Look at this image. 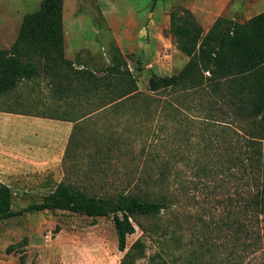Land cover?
<instances>
[{
    "label": "trees",
    "instance_id": "obj_1",
    "mask_svg": "<svg viewBox=\"0 0 264 264\" xmlns=\"http://www.w3.org/2000/svg\"><path fill=\"white\" fill-rule=\"evenodd\" d=\"M63 11L64 0H42L38 10L25 14L13 45L9 49L0 48V97L14 91L23 80L39 74L41 63L43 71L53 77L58 76L54 70L59 65L72 67V62L65 58ZM168 31L176 47L189 59L176 74H152L149 92L139 90L137 78L118 47L113 48V64L104 68L101 76L86 69L64 74L70 84L77 79L76 85L68 86L74 96L70 106L78 105L77 100L87 94L89 102L95 91L102 100L97 109L113 105L114 111L131 107L140 110V115H159L162 124L156 132L168 139L167 144L163 142L149 149L144 146L140 151L132 144V149L123 151L117 138L119 134L113 131V140L93 145L92 159L96 166L113 158L112 192L61 181L41 201L14 210V191L0 181V221L45 210H66L94 218L112 215L118 248L125 251L121 264H137L146 255L142 238L127 250L128 235L136 231L134 221L146 236L158 237L161 251L151 256L147 264H214L209 259L207 262L201 251L199 256L194 255L193 249L184 248L178 257L174 256L183 247L173 246H184L181 231L185 228L176 215L179 194L175 188L178 182L175 164L178 155L185 153L178 141L180 114L189 112L195 113L197 123L203 125V135L213 133L218 137L217 142L210 137L205 144L212 157L200 171L213 176L220 166H226V171L237 166L241 172L238 176L232 175L247 187L245 195L239 193L230 200L229 204L234 207L229 210L228 220L217 222L216 228L207 225L209 234L204 238L211 241L215 232L229 233L232 248L225 253L221 264H230L239 247L247 249L248 239L254 234L249 228L250 221L253 216L264 215V11L243 22L219 16L205 33L191 9L176 6L170 12ZM69 113H73L72 109ZM87 115L72 117L70 114L74 126L64 158L78 156L84 131L80 122ZM216 124L236 125L239 137L228 139L231 134L225 127L216 129ZM166 129L167 135L163 133ZM219 132L225 137L220 138ZM188 140L191 142V138ZM124 154L131 159L123 160ZM119 169L122 177L114 175ZM139 217L153 221L146 226ZM167 256L172 258L169 260Z\"/></svg>",
    "mask_w": 264,
    "mask_h": 264
},
{
    "label": "rangeland",
    "instance_id": "obj_2",
    "mask_svg": "<svg viewBox=\"0 0 264 264\" xmlns=\"http://www.w3.org/2000/svg\"><path fill=\"white\" fill-rule=\"evenodd\" d=\"M117 1L118 3L119 1L126 2V6L128 5L131 9L135 7V4L137 5L138 1L143 2L144 0ZM188 1L201 4L203 0H165L167 5L165 13L170 14L176 6L188 8ZM212 1L218 7L226 5L224 1L228 2V12L223 16L238 22H243L264 11V0ZM41 2L42 0H0V48L9 49L13 45L18 37L25 14L38 10ZM97 2L100 5H97ZM104 3L105 0H65L67 54L70 59L79 62H88L90 58H97L99 62H108L109 59L112 61V55L108 58L109 50L105 45L108 36L101 26L100 20L97 19L98 8H103ZM170 3H172L171 8ZM85 4H91L89 10L84 6ZM198 21L207 33L212 24L204 23L202 19H198ZM99 31L101 35L98 33ZM164 38L172 39L168 28ZM165 48H168V51L159 52L160 50L155 48V50L143 52V55L135 52L126 55L133 62H138V67L134 66L132 62L129 66L137 78L140 91L149 92L148 81L152 74L159 76L176 74L186 64L185 59L188 56L182 53L174 42L172 46L163 45V49ZM169 54V57L165 56ZM160 59L161 61L168 60V63L163 64V62H159ZM107 66V63H103L100 72L96 74L101 76L103 69ZM67 71L68 69H66ZM42 73L48 74L43 70ZM57 74L60 75V73ZM73 76L76 77V75ZM13 92L9 96L0 97V107L12 110L26 107L44 110L43 107L38 108L31 105L32 102L27 95L26 99V97H19ZM31 95L36 99L40 98L35 89ZM71 95L68 96L67 101L64 100L61 103L62 108H57V110L63 111V114L57 115L69 118L70 114L72 117H77L82 113L88 114L80 122L84 131L82 133L83 145L77 149L78 156L74 158L73 155H68L64 158L63 171L59 174L58 180L51 179V181L47 178V173H42L13 182L12 208L14 210H20L31 203L41 201L61 181L73 182L82 188L90 185L87 187L88 189L93 187L91 189L112 192L113 158H107L104 162L101 160L103 164L99 167V165H95L92 157H94L93 150L95 149L93 145L113 140V131L118 132L117 138L120 140L123 151L132 149V144L140 151L144 146L149 149L168 140L164 138L165 136H161V133L156 132L162 124L159 115L152 116L150 113L140 115L138 114L140 110L131 107L115 110L117 111L115 112L113 105L97 109L96 106L102 100L96 96L95 91L89 102L86 98L90 95L87 94L77 100L78 105L70 106L74 101V96ZM17 99L26 107L21 105ZM56 104L57 106L54 105V107L61 106ZM45 108L47 109V107ZM70 109L73 113H69ZM93 111L95 113H92ZM166 118L169 120L168 117ZM180 119H182V125L180 124L178 141L184 147L182 150H185V153L178 155L175 164L178 179L175 188H178L176 193L179 194L176 215L185 229L181 231L184 246L180 244L173 246L183 247L180 251H175L174 256L178 257L184 248L193 249L196 256H199V251L203 252L207 262L209 259L211 263L221 264L225 253L232 248L229 233L227 231L220 234L215 232L213 240L208 241L207 238H204V235L209 234L206 231L207 225H214L213 227L216 228L217 222L222 223L228 220L229 210L234 207L229 204L230 200L238 197L239 193L245 195L247 187H245L244 181L235 177L238 176L239 171L241 172L237 166L233 167L232 171H226V166H220L213 176L200 171L202 165L209 162L212 157L211 150L205 144L209 143L210 137H214V141L217 142L218 137L213 133L203 135V125L197 123L195 113L183 112L180 114ZM170 124L177 125L179 123L170 122ZM188 126L190 128H187ZM215 127L218 130H224L225 127V130L231 134L228 139L239 137L236 133V125L228 127L216 124ZM167 132H169L167 129L163 131L166 135ZM184 132L187 134L185 135ZM219 134L222 135L220 138L225 137V134L220 132ZM188 137L191 138V142ZM165 143L167 144V142ZM0 149L3 150L1 153L6 156L12 147L3 144ZM219 150L218 148L217 151L220 152L221 150ZM91 153L92 155H90ZM163 155L169 157V154L163 153ZM130 159L131 156L128 154L123 155V160L129 161ZM0 175H4V173L0 171ZM114 175L122 177L123 172L119 169L114 172ZM139 220L146 226H149V223L153 221L144 217H139ZM188 221L189 226L187 225ZM134 224L136 231L128 235L127 250L136 240L142 238L146 244V255L139 259L137 264H147L151 256L161 251L157 242L158 237L146 236L142 227L135 221ZM249 228H252L254 233L248 239L250 245L247 246V249L239 247L240 249H237L230 264H264V215L253 216ZM190 240L191 244H188ZM124 254L125 251L118 248V237L112 215L94 218L66 210H45L25 212L21 216L0 221V264H121ZM171 258V256H167V259Z\"/></svg>",
    "mask_w": 264,
    "mask_h": 264
},
{
    "label": "crops",
    "instance_id": "obj_3",
    "mask_svg": "<svg viewBox=\"0 0 264 264\" xmlns=\"http://www.w3.org/2000/svg\"><path fill=\"white\" fill-rule=\"evenodd\" d=\"M198 3L188 1L187 7L195 13L198 19H202L204 23L208 22L209 25H213L217 17L223 16L229 9L226 1H224L226 5L221 7L216 6L212 0H203L201 4ZM126 4L120 1L118 3L117 0H105L104 7L98 8L97 19L100 20L108 36L105 42L109 50L108 58L112 55V61L109 59L108 62H99L97 58H90L88 62H79L68 57L65 12L63 11L65 58L72 62V67L66 68L62 64L59 65L54 71L60 75L53 77L52 74L42 73L44 64L41 63L40 73L31 79L23 80L14 90L13 93L17 96L26 97L27 95L32 102L31 105L38 108L43 107L44 110L27 108L18 99L20 104L26 108L12 110L0 107V147H3V144L12 147L6 156L1 153L3 150L0 149V171L4 173L0 175V181L12 188L16 181L42 173H47L49 180H58L59 174L63 171L62 162L74 122L69 118L58 117L57 114H63V111L57 108H62L61 103L64 100L67 101L66 99L71 95L68 86L77 84V79L71 80L70 84L69 80L63 76L65 73L83 69L99 73L103 63L113 64L114 47L121 50L129 64L132 62L138 67V62H133L126 55L131 52L143 55V52L155 50V48H158L159 52L168 51V48L163 49V45L172 46V39L164 38L166 29L170 26V14L165 13L167 9L165 0L138 1L137 5L135 4V7L131 9ZM97 5L100 4L97 2ZM169 5L171 8L172 3ZM84 6L89 10L91 4ZM98 33L101 35L100 31ZM165 56L169 57L170 54ZM188 59H185V62ZM159 62L164 64L168 63V60L161 61L160 59ZM66 69H68L67 72ZM34 89L39 94V99L31 95ZM9 95L10 93L6 96ZM56 103L61 106L54 107V105L57 106Z\"/></svg>",
    "mask_w": 264,
    "mask_h": 264
}]
</instances>
